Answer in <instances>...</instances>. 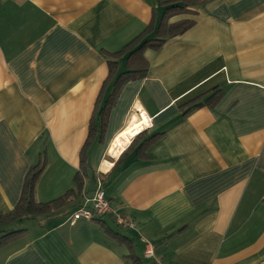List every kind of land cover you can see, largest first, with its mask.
I'll use <instances>...</instances> for the list:
<instances>
[{"label":"crops","instance_id":"obj_1","mask_svg":"<svg viewBox=\"0 0 264 264\" xmlns=\"http://www.w3.org/2000/svg\"><path fill=\"white\" fill-rule=\"evenodd\" d=\"M168 1L0 0V214L14 209L42 158L36 203L73 188L106 53L156 26ZM188 10L169 23L194 25L145 50L146 76L127 82L107 110L101 142L97 132L85 150L81 192L31 219L23 237L0 248V264H133L99 220L70 223L97 184L136 223L126 231L101 219L139 264H264V0H207ZM115 61L119 72L134 66L126 55ZM138 105L150 125L127 139Z\"/></svg>","mask_w":264,"mask_h":264},{"label":"trees","instance_id":"obj_2","mask_svg":"<svg viewBox=\"0 0 264 264\" xmlns=\"http://www.w3.org/2000/svg\"><path fill=\"white\" fill-rule=\"evenodd\" d=\"M206 1L207 0H171L166 2L161 19L156 26L153 23L154 21H152L141 34L126 43L120 50L114 53H106L110 59L107 62L108 75L103 81L96 99L95 109L90 120L88 137L81 151L80 166L73 177V188L67 190L62 196L56 199L48 202L36 203L34 200V188L36 181L46 166V162L42 158L38 163L33 165L25 177L21 196L17 205L9 213L0 214V248L25 235L26 230L24 229L9 230L8 227L12 224L24 220H31L36 216L51 214L76 198L83 188L84 178L87 175L85 150L87 146L95 140L97 132L100 133L99 142H101L107 110L114 104L119 91L127 82L143 78L147 74L148 63L143 58V52L147 49L158 51L166 40L180 36L189 30L194 25L195 21L183 19L174 23H169L170 18L180 14H188V6L192 3H204ZM123 55H126L127 61L132 60L134 66L124 72H119L118 64L115 60ZM108 89H110L109 92ZM202 98L203 95L189 101L186 104L188 109H186L184 115L189 113L191 109L200 107L202 105V103H200ZM216 101L217 93L210 97L204 104L211 107ZM95 118L100 120L98 124H95ZM156 138L157 136L148 138L146 144H150ZM97 222L100 224L105 234L119 243L126 244L129 250L127 257L131 259L133 264H139V259L132 253L130 243L124 237L112 232L105 226L101 219Z\"/></svg>","mask_w":264,"mask_h":264},{"label":"built area","instance_id":"obj_3","mask_svg":"<svg viewBox=\"0 0 264 264\" xmlns=\"http://www.w3.org/2000/svg\"><path fill=\"white\" fill-rule=\"evenodd\" d=\"M88 206H83L75 209L70 217V223L73 224L79 219L93 221L100 220L103 217H110L114 224L121 230H134L136 223L126 216V214L115 209L109 200L106 198L104 190L100 184H97L93 191L92 197ZM146 243V249L143 253L144 258L153 257V248L148 240L142 239Z\"/></svg>","mask_w":264,"mask_h":264},{"label":"bare ground","instance_id":"obj_4","mask_svg":"<svg viewBox=\"0 0 264 264\" xmlns=\"http://www.w3.org/2000/svg\"><path fill=\"white\" fill-rule=\"evenodd\" d=\"M138 113L136 115L133 113L130 117L128 125L123 132V136L125 138H135L138 134L142 133L145 129H147L150 125V120L144 113V111L139 107V105L135 109Z\"/></svg>","mask_w":264,"mask_h":264},{"label":"rangeland","instance_id":"obj_5","mask_svg":"<svg viewBox=\"0 0 264 264\" xmlns=\"http://www.w3.org/2000/svg\"><path fill=\"white\" fill-rule=\"evenodd\" d=\"M30 221H31V220H24V221H22V222L16 223V224H14L13 226H11V227L9 228V230H12V229H16V230H18V229H26L27 226H28V224L30 223ZM110 224H111V223H110Z\"/></svg>","mask_w":264,"mask_h":264}]
</instances>
